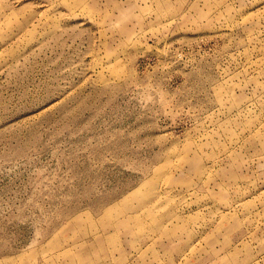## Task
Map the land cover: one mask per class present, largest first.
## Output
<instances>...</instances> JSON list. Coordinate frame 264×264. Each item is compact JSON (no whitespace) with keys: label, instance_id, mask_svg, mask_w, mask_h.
Returning <instances> with one entry per match:
<instances>
[{"label":"rangeland","instance_id":"obj_1","mask_svg":"<svg viewBox=\"0 0 264 264\" xmlns=\"http://www.w3.org/2000/svg\"><path fill=\"white\" fill-rule=\"evenodd\" d=\"M0 264H264V0H0Z\"/></svg>","mask_w":264,"mask_h":264}]
</instances>
